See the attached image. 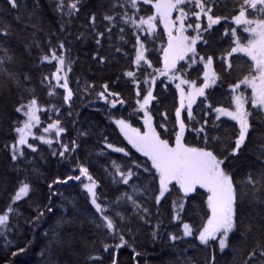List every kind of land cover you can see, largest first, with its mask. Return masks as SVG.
I'll return each instance as SVG.
<instances>
[{
  "label": "snow or ice",
  "instance_id": "1",
  "mask_svg": "<svg viewBox=\"0 0 264 264\" xmlns=\"http://www.w3.org/2000/svg\"><path fill=\"white\" fill-rule=\"evenodd\" d=\"M4 3L6 7L0 9V52L4 54L0 58V92L19 97L13 104V112L18 114L13 117L11 126L15 136L5 148L10 150L13 162L25 157L26 148L32 153L38 152L35 141L52 150L54 157L70 162L77 160L73 172L78 170V174L57 178L53 184L73 180L82 184L98 214L93 220L95 227L105 238L114 241L102 244L101 253L108 254L109 264H120L115 253L125 247H131L132 260L140 264L137 258L141 252L129 244L126 235L133 233L134 225L138 227L143 223L152 229L154 241L161 239L162 221L157 219L152 224L149 202L156 207L155 215L159 217V209L169 201L171 219L182 224L180 235L168 236L172 247L177 246L178 240L191 237L205 248L218 244L223 252L233 239L245 243L252 239L255 229L260 238L246 253L243 264H264V215L258 220L249 219L243 210L247 201L250 210L264 212V0H233L231 5L227 2L222 5L221 0H107L100 20L102 30L96 12L88 13L87 32L97 46L91 59L106 66L122 58L128 65L112 86L105 81L97 90L95 83L86 81L81 87L80 81H75L79 93L89 98L94 94L95 99L109 109H117V105L125 111V106L131 108L128 117L111 119L127 141L126 145L110 142L107 134L102 136L104 148L110 153L122 154L123 158L120 163L113 160L111 170L106 168L105 171L113 183L132 189L131 194L124 191L107 204L99 199L100 184L89 167L78 160L91 133L77 127L79 112L74 105L82 97L71 87L75 61L69 55L71 50L66 40L57 37L54 44L49 39L46 48L39 43L36 32L42 30L38 20L40 0H34L31 8L24 0H4ZM82 7V0H56L52 5L61 20L68 18L67 22L78 16ZM12 21L21 26L19 33ZM217 25L220 28L214 27ZM221 29L223 36L230 37L231 45L223 50L217 64V54L210 49ZM241 30L246 36L240 34ZM64 31L66 29L61 28V32ZM14 35L24 42V51L29 56L33 47L40 49L38 69L40 65L51 66L47 73L41 70L39 87L49 98L43 102L36 94L33 71L9 68L16 63L24 67L23 59L11 54L8 46L9 37ZM114 36L118 37L116 42H113ZM76 39H84V33ZM104 41H108L107 49H104ZM156 51L161 55L154 61L152 53ZM241 56L247 59L241 62ZM121 79L131 85L134 92L131 105L122 91L116 90ZM170 86L175 88L173 95L178 94V104L172 107L174 118L168 109L159 107L162 93L157 89L171 92ZM218 86H226L227 104L214 103V92L209 90ZM54 98H59L61 103L57 105ZM92 102L90 99L89 103ZM213 113L210 121L208 117ZM41 114L47 121L46 126ZM65 116L67 121L63 119ZM132 118L142 121V126L134 127ZM227 121L235 122L234 129L238 127L230 141L214 134ZM73 130L75 136L71 135ZM253 135L257 137V163L245 175H237V161L253 143ZM193 140L197 142H191ZM53 184L48 185L51 191L48 205L44 208L36 205L34 217H24L19 202L30 198L31 185L22 182L6 208L0 211V236L7 241L6 233L11 230L13 219L18 222L23 218L35 237V230L41 228L46 214H54L51 196L57 193ZM198 198L199 226L183 222L181 214H186V206ZM128 211H131L130 216ZM51 233L55 242L58 239L55 230ZM43 235L48 238L50 232L44 231ZM25 251L26 248L20 247L11 255L15 257ZM88 260L92 264H104L105 257L90 255ZM175 264L181 261L178 259ZM183 264L191 262L184 259ZM210 264H215L214 255Z\"/></svg>",
  "mask_w": 264,
  "mask_h": 264
},
{
  "label": "trees",
  "instance_id": "2",
  "mask_svg": "<svg viewBox=\"0 0 264 264\" xmlns=\"http://www.w3.org/2000/svg\"><path fill=\"white\" fill-rule=\"evenodd\" d=\"M24 2L31 8L34 0H24ZM55 2L56 0H40L38 20L42 24V30L36 32V37L41 46L46 48L49 39L54 44L57 43V37L66 40L71 50L69 55L75 61L73 73L71 74V87L74 91L79 93L75 83L77 79L80 81L81 87L86 81L95 83L97 90L100 83L105 81L112 86L116 77L127 68V62L121 58L119 61L112 60L106 66H100L93 61L91 54L96 50L97 46L92 36L88 34L86 27V17L89 12L94 11L97 14L100 28L101 30L103 29V24L100 23V20L105 11L104 5L107 0H82L84 7L81 9V13L78 16H74L70 22H67V17L61 20L59 13L54 11L52 5ZM225 2L231 5L233 0H221L222 5ZM4 7H6L4 0H0V9ZM217 14H220V9H217ZM9 20L11 21V17H9ZM12 23L16 32L19 33L21 26L15 24L14 21ZM232 26L235 27V25ZM214 27L220 28L219 25ZM61 28H65L66 31L61 32ZM81 33H84V39L77 40L76 37ZM222 33L223 29L217 34L213 42L214 46L210 49V51H215L217 54V64L219 63L218 57L224 54L223 50L231 45L230 37H225ZM21 34L24 35L23 33ZM240 34L246 36L242 30ZM117 40L118 37L114 36L113 42ZM23 43L18 36L9 37L8 46L11 49V54L22 58L24 66L21 68V65L16 63L9 65V68L14 71H23L25 68L31 69L34 73L33 83L36 86V94L43 102L49 98L46 96L45 91L39 87V79L41 70L47 73L51 66L40 65L38 69L37 57L40 54V49L33 47L32 55L29 56L24 51ZM107 47L108 41H104V49H107ZM156 48L157 50L159 49V42H157ZM3 55V52H0V58ZM160 55L159 51L152 53L154 61ZM235 58L234 56L233 59L235 60ZM246 59V57H240L241 62ZM170 87L171 92H165L162 88L157 89L162 93L160 97L162 103L159 107L168 109L170 116L174 118L172 107L174 103L178 104V94L174 96L175 88L174 86ZM116 90L122 91L124 98L131 105L134 97L131 85L126 84L121 79ZM209 91L214 92L212 99L217 105L228 103L226 86L224 88L218 86L217 89H210ZM79 94L82 98L78 99L74 105L76 112H79L77 127H82L84 130L89 131L91 135L87 143L84 144L78 160L89 167V171L100 184L97 189L100 201L106 204L111 203L121 196L124 191L131 194L132 189L123 184L113 183L112 178L105 171L106 168L111 170L113 160L120 163L123 158L122 154L110 153L108 149L104 148L102 136L107 134L110 142L115 144L122 142L126 145L127 141L119 133V129L111 123V119L119 118L120 116L128 117L131 108L125 106L127 107V111H125V108L117 105L119 111L117 109H109L102 102L97 101L94 94L91 98L83 93ZM18 98V94L16 96H7L0 92V211L6 208L11 196L21 183L27 182L31 185L30 198L20 201L19 208L24 217L29 215L34 217V206L39 205L44 208L49 203L51 195V191L48 188L49 184H53V181L57 178L66 179L68 175L78 174V170L75 173L73 172L77 160L73 159L70 162L54 157L51 155L52 150L46 145L40 144L39 141H35L39 149L38 152L32 153L30 149L26 148L24 158L17 162L11 160L10 150L6 149L5 145H10L15 136L11 126L13 117L18 115L13 112V104ZM90 99L93 101L92 103H89ZM54 102L57 105L61 103L59 98H54ZM153 103L157 102L154 101ZM85 104L88 106L85 107ZM110 112L112 113L111 117L109 116ZM213 117L214 113L208 119L211 121ZM41 119L45 121L44 126H46L47 121L43 114H41ZM63 119L67 121L68 118L65 116ZM132 122L134 127L142 126V121L140 120L132 118ZM234 123L233 121H227L214 134L226 137L230 141L235 131H238V127L236 129L232 127ZM34 131L37 130L34 129ZM71 135L75 136L76 132L74 130L71 131ZM256 138V135L252 136L253 143L249 144L237 161V175H245L247 170L257 163ZM65 142L67 143L68 141L65 140ZM191 142L196 143L197 141L193 140ZM128 147L130 148L131 146L128 145ZM132 151L135 152L134 149ZM136 155L139 156V153H136ZM141 159L143 160L144 158L141 157ZM53 190L57 193L51 196V201L54 204V214H46L41 228L35 230V237L33 236V230L28 228L23 218L18 222L13 219L12 228L6 233L7 241L3 236H0V264H92L88 257L98 254H103L105 257L104 264H109L108 254L101 253L102 244L105 241L108 243H114V241L111 238H105L102 231L95 227L93 220L97 218L98 214L95 213V209L92 207L90 198L83 189L82 184L74 180L69 181L67 184H53ZM137 198L143 199L140 196ZM112 207L115 208V204H112ZM149 207L153 213L152 224H155L157 219L162 221L159 232L161 239L154 241L151 235L152 229L143 223H140L138 227L134 225L133 233L126 235L129 244L135 246L141 252V256L137 258L140 264H175L178 259L181 264H183L184 259L189 260L191 264H210L213 255L215 256V264H243L247 259L246 253L251 250L257 239L260 238L259 231L254 229L255 236L252 239L246 243L243 240L233 239L230 246L223 252L219 250L218 244L205 248L199 244L198 240L191 237L182 241L178 240L177 246L174 248L171 246L168 236L169 234L180 235L182 233V224L180 221L171 219L173 215L171 202L169 201L163 208L159 209V217L155 215L157 209L151 202H149ZM128 208L130 209V205ZM198 208L199 198L186 206V214H181L183 222L195 223L199 226L201 214ZM243 210L247 213V218L249 219L258 220L261 215H264V212L259 209L250 210L247 201L243 206ZM127 214L130 216L131 211H128ZM52 229L55 230V236L58 237L55 242L52 239ZM44 231L50 232L48 238L44 237ZM20 247L26 248V251L13 257L11 253L18 251ZM115 254L118 255L120 264H135V261L132 260L131 247L121 248Z\"/></svg>",
  "mask_w": 264,
  "mask_h": 264
},
{
  "label": "rangeland",
  "instance_id": "3",
  "mask_svg": "<svg viewBox=\"0 0 264 264\" xmlns=\"http://www.w3.org/2000/svg\"><path fill=\"white\" fill-rule=\"evenodd\" d=\"M84 179V178H83ZM85 183H87L86 179L84 180Z\"/></svg>",
  "mask_w": 264,
  "mask_h": 264
}]
</instances>
